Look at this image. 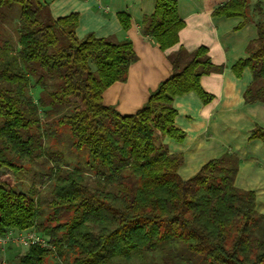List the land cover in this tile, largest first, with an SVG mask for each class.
<instances>
[{
  "label": "trees",
  "instance_id": "1",
  "mask_svg": "<svg viewBox=\"0 0 264 264\" xmlns=\"http://www.w3.org/2000/svg\"><path fill=\"white\" fill-rule=\"evenodd\" d=\"M52 1L0 0V169L18 177L25 164L46 155L45 140L64 127L74 158L60 164L57 156L50 168L48 212L34 191L20 192L14 178L0 174V238L33 231L48 239V246H29L18 264H47L54 256L66 264H125L172 248L197 263L264 264V216L256 193L235 185V153L184 180L178 173L183 156L164 144L166 137L186 138L175 125V98L196 93L211 103L201 79L224 67L213 64L204 45L193 51L181 45L168 55L170 77L139 111L124 116L104 104L103 94L127 80L138 60L133 43L93 34L79 39L78 14L54 19ZM206 8L215 18L241 17L256 26L258 39L232 71L242 78L249 69L245 103H264V6L206 0ZM118 18L124 31L131 29L128 14ZM184 26L176 0H156L153 14L141 21L143 35L162 51L179 45ZM248 140L264 143V128L256 126Z\"/></svg>",
  "mask_w": 264,
  "mask_h": 264
},
{
  "label": "crops",
  "instance_id": "2",
  "mask_svg": "<svg viewBox=\"0 0 264 264\" xmlns=\"http://www.w3.org/2000/svg\"><path fill=\"white\" fill-rule=\"evenodd\" d=\"M176 1L185 26L179 45L168 51H162L141 29L143 18L155 11L156 0H54L50 11L54 19L78 14L79 39L93 34L133 43L138 60L130 67L127 80L113 84L103 94L104 104L114 106L124 116L139 111L158 85L170 77L171 52L181 45L188 51L207 47L213 64L224 67L223 72L201 79L202 87L214 100L205 105L196 93L177 96L175 125L186 133V138L178 143L166 137L164 144L170 154L183 156L178 173L184 180L206 163L227 152L235 153L240 161L235 185L256 193V209L264 216V143L248 140L256 126L264 128V103L246 104L244 93L253 80L251 71L246 69L242 78L232 71L238 61L248 57L247 47L258 39V30L241 17L215 18L206 8V0ZM119 13L131 17L130 30L122 28ZM3 251L8 256L5 248Z\"/></svg>",
  "mask_w": 264,
  "mask_h": 264
},
{
  "label": "rangeland",
  "instance_id": "3",
  "mask_svg": "<svg viewBox=\"0 0 264 264\" xmlns=\"http://www.w3.org/2000/svg\"><path fill=\"white\" fill-rule=\"evenodd\" d=\"M260 3L264 6V0H253L252 8ZM41 90L39 88L33 89L31 91L35 101L39 99ZM42 115V113H41ZM43 117V116H42ZM69 127L58 128L57 134L51 139L45 140L46 146V155L40 158L34 159L32 163H27L24 165V170L19 173L18 177H15L14 174L8 169H0V174L9 175L15 180L16 190L30 194L32 191L39 198L41 206L48 212V204L51 201V189L52 184L49 180V175L51 174L50 168L56 167L57 156H60L63 159L60 164L72 163L73 154L72 147L70 146V136ZM87 154V151H85ZM86 157V155H85ZM81 162H84L85 158L80 159ZM74 164V163H73ZM93 184L91 179L90 181ZM64 219V218H63ZM6 249L8 256L5 255ZM27 248L12 242L7 244L0 245V264L3 260L4 264H18V258L25 254ZM166 261H169L166 263ZM192 261V262H191ZM67 261H62L60 258L54 256L50 258L47 264H66ZM125 264H205L197 263L193 257H191L185 250H178L175 248L166 249L165 251L159 250L154 254H145L143 257L131 261L130 263L123 262Z\"/></svg>",
  "mask_w": 264,
  "mask_h": 264
},
{
  "label": "built area",
  "instance_id": "4",
  "mask_svg": "<svg viewBox=\"0 0 264 264\" xmlns=\"http://www.w3.org/2000/svg\"><path fill=\"white\" fill-rule=\"evenodd\" d=\"M9 242L24 246L26 248H28L33 244L48 246V239L33 231L19 233V234L9 233L6 237L0 238V245L1 244L5 245Z\"/></svg>",
  "mask_w": 264,
  "mask_h": 264
}]
</instances>
